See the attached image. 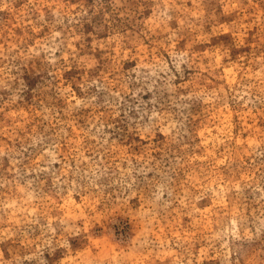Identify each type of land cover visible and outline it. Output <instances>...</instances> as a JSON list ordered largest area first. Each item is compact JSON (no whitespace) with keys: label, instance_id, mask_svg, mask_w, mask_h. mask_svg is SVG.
Masks as SVG:
<instances>
[{"label":"rangeland","instance_id":"374dc122","mask_svg":"<svg viewBox=\"0 0 264 264\" xmlns=\"http://www.w3.org/2000/svg\"><path fill=\"white\" fill-rule=\"evenodd\" d=\"M0 264H264V0H0Z\"/></svg>","mask_w":264,"mask_h":264}]
</instances>
